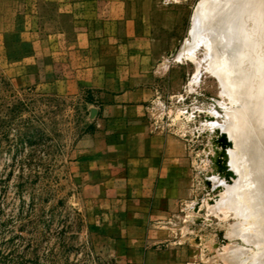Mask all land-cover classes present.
<instances>
[{"label":"rangeland","instance_id":"rangeland-1","mask_svg":"<svg viewBox=\"0 0 264 264\" xmlns=\"http://www.w3.org/2000/svg\"><path fill=\"white\" fill-rule=\"evenodd\" d=\"M19 1L0 0V32L7 35L0 40V264H114L108 238L114 237L120 205L94 196L86 185L92 179L77 161L80 151L103 146L111 149L112 161L126 158L116 148L129 147L131 139L121 132L104 133L94 93L57 82L60 75L51 73L44 58L34 62L16 56L12 32ZM158 1L165 9L156 22L162 57L142 77L154 92L148 121L165 137L169 155L182 160L186 178L185 196L173 204L167 225L163 218L156 230L169 231V242L195 246L197 264H264L263 128L245 132L239 142L238 155L250 174L244 192L251 204L240 216L214 207L225 184H233L239 174L231 167L236 177L228 180L219 172L222 129L212 127L236 124L244 115L250 124L260 121L262 76L247 72L243 77L245 85L252 80L256 91L252 107L220 75L232 81L238 76L242 85V61L233 49L209 55L200 37L193 58L181 53L200 0ZM222 29L226 32L223 23ZM93 156L101 160L102 154Z\"/></svg>","mask_w":264,"mask_h":264},{"label":"crops","instance_id":"crops-1","mask_svg":"<svg viewBox=\"0 0 264 264\" xmlns=\"http://www.w3.org/2000/svg\"><path fill=\"white\" fill-rule=\"evenodd\" d=\"M22 1L13 15L16 56L44 58L51 73L60 75L57 82L94 93L104 133L131 139L129 147L116 148L126 158L112 161L111 149L103 146L80 151L77 161L92 179L86 185L94 196L120 205L114 237L108 238L112 262L197 264L195 246L169 242V231L156 230L163 218L167 225L173 204L185 196L186 178L182 160L169 155L165 137L149 124L154 92L142 83L162 57L156 43V22L165 10L161 1ZM3 33L0 40L7 38Z\"/></svg>","mask_w":264,"mask_h":264},{"label":"bare ground","instance_id":"bare-ground-1","mask_svg":"<svg viewBox=\"0 0 264 264\" xmlns=\"http://www.w3.org/2000/svg\"><path fill=\"white\" fill-rule=\"evenodd\" d=\"M222 23L226 27V32H223ZM248 26L251 27L249 28ZM219 36H222V38ZM200 37L205 38V45L208 46L210 51L209 55L211 53L216 56L218 55L217 52L224 48H231L235 51L236 57L238 56L242 61V63H239V69L242 71L241 83L244 86L240 85L238 76L234 75L232 77L234 80L232 81L227 74L220 73V75L227 80L228 86L232 85L234 89L236 87L235 94L238 97H247L252 107H255L256 91L254 92L251 85L252 80L250 79L248 85H245L243 77L247 72H251L249 74L252 77L261 74L262 83L264 84V0H200L192 14L190 38L181 48V53H186L193 58V51ZM218 38H221V40H218L220 43L217 41ZM213 61L211 60V62ZM219 68L217 66L215 69L220 72ZM262 92L264 95V86H262ZM232 94L234 96V93ZM259 125L263 128L264 145V106L260 121L256 120L254 124H250V120L245 115L236 124H212V127H220L222 129V131H218V134L222 135L219 139V145L222 149L217 152V156L223 160V164L222 162L219 163V172L228 180L236 177V172L239 174L238 180H234L233 184H225L221 200H217L214 207L223 206L241 216L244 206L251 205L244 192V188L247 186L246 180L250 174L245 167L246 164L244 165L238 155L239 142L242 136H245V132L251 130L256 132ZM247 142L250 143L249 141ZM229 147L231 148L228 151ZM231 167L236 171L235 173ZM251 208H254L253 205Z\"/></svg>","mask_w":264,"mask_h":264}]
</instances>
